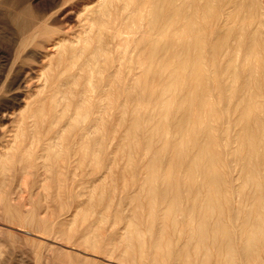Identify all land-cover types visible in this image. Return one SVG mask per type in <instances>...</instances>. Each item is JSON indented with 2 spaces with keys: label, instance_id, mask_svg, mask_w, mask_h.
<instances>
[{
  "label": "bare ground",
  "instance_id": "bare-ground-1",
  "mask_svg": "<svg viewBox=\"0 0 264 264\" xmlns=\"http://www.w3.org/2000/svg\"><path fill=\"white\" fill-rule=\"evenodd\" d=\"M28 1L0 0L46 66L4 130L0 221L99 258L28 237L31 264H264L262 0Z\"/></svg>",
  "mask_w": 264,
  "mask_h": 264
},
{
  "label": "rangeland",
  "instance_id": "rangeland-1",
  "mask_svg": "<svg viewBox=\"0 0 264 264\" xmlns=\"http://www.w3.org/2000/svg\"><path fill=\"white\" fill-rule=\"evenodd\" d=\"M41 1L42 0H29L28 4L31 7H35L36 5L40 4ZM262 4L264 5V0H262ZM3 12H5V10H0V13H3ZM3 15H0L1 33L5 34V36L7 35L8 39L4 40L3 42L2 41L0 42V43H2V44H0V145L2 143H4V138L5 137L7 138V136H5V131H6L5 129L8 128L9 129L8 132H10V130L12 131L15 128L14 124L17 121V115L25 113L26 107H27L26 106V101L29 100L27 98V94L33 93L32 91L37 86V83H38L39 79L42 76V72H46L45 71L46 70V66L44 65V63L39 60L37 55H35V56L28 55L26 53L27 49H25L22 52L20 58H15V56H13V49L11 48V46H12L11 44L13 43L12 42L13 38L15 39V36H16L15 33H14L15 32V26L11 22L6 21L5 20V16H3ZM1 16H2L3 19L1 18ZM74 19L75 18L73 17V14L72 15L71 14H63V15L60 16V18H58L56 26H60V27H64L65 26V28L67 30H68V28L71 30V31L68 30L71 33H73V32L76 33L81 27H79L78 21H76ZM3 20H5V21H3ZM6 33H8V34H6ZM6 41H8V43ZM13 68H20L21 71H26L27 76L25 77V79L28 78V80L26 81V84H28V89L26 87H21L20 89H17L18 83L15 81V78H13L14 74L9 72ZM7 74H8V76H6ZM17 90H19L20 93H16ZM5 93H7V94H5ZM3 94H5V95H3ZM10 94H11V96H9ZM32 98H33V96H32ZM2 113L3 114L6 113L5 117H2V115H3ZM9 114H10V117H9ZM2 130H3V132H2ZM113 152H114V150H113ZM110 163H111L110 164L111 166L119 164L120 167H125V166H128V164H129L125 159H118L116 163L112 162V161ZM144 168H145L144 166H140L138 168L137 173L143 174ZM168 168H169V166L166 165L165 166V170L168 169ZM104 176H100L92 184L93 185H99L100 181L103 180ZM21 180H22V174L16 173L15 176H14V179L12 181V184H13V186L15 188L14 192L16 190L18 191L19 187L21 186V184H20ZM28 201L29 200H27V202ZM6 226H5V222L0 221V230L2 229L0 231V235H1L0 236V249H1L0 250L1 251L0 252V264H3V263L5 264L6 262H7V264H16V263L17 264H31V262H32V257H31L32 251H33V249L34 250H36V249L32 248V245H31L30 241H31V239L37 240V236H34L33 234L31 236V233L29 234L28 232L26 233L24 231L20 232V230H18L19 234L21 233L19 235L18 233L16 234V232H18V231L16 230V228H14L15 226L14 227L12 226V228H9L11 226H9V227L7 226V228H6ZM8 229H9V231H8ZM4 230H6V234L7 235H8V233L11 232L10 230H12L14 232H11L9 234L10 236L8 235L9 236L8 237L4 233H3V235L1 234L2 231L5 232ZM22 235H24V236H22ZM13 236L15 237V239L17 241H15L13 239ZM28 237H30L31 239L28 238ZM21 238L26 239V242H25L24 239H21ZM46 238L45 239L44 238L43 239L39 238V240H40L39 246L36 247V248H40V246H41L39 251H42V254H44V255H46L45 254L46 251L49 250L47 248H50V249H59V248L66 249V248H68L69 252L75 253V254L76 253L78 254L80 252L79 250L76 249L75 246H72L73 248H75V249H73L70 245H68V247L67 246H63L58 241H57L58 243L55 242V243H57L56 245L58 247H55L56 245H55L54 241L52 242L51 238H49V239L48 238L46 239ZM27 239H30V240L27 241ZM9 240H12L13 242L9 241ZM39 240H37V241H39ZM10 243L12 245H10ZM13 243L14 244L16 243V244L14 245ZM5 244H7L9 246H6ZM60 244H61V246H60ZM11 246H12V248L15 246V248L11 249ZM46 246H47V248H45ZM10 250H11V252L14 251L15 256L14 255L12 256V253H10ZM10 254H11V257H9ZM47 254H50V252L47 253ZM51 254H52V251H51ZM80 254H81L80 256H83V254L85 256H88V258H90V259H92L93 257H94L93 259H99L97 257L95 258V256H93L92 254H89V253L85 254L83 252V254H82V252H80ZM5 255H7V257ZM10 258H12V259H10ZM5 259H7V260H5ZM11 260H13L15 263H13ZM48 263L49 264H69V261L67 260L66 257H64V258H60V259H55L54 261H52V263L51 262H48ZM72 263L76 264V263H79V262L74 261ZM43 264H45V263H43ZM79 264H81V263H79Z\"/></svg>",
  "mask_w": 264,
  "mask_h": 264
}]
</instances>
